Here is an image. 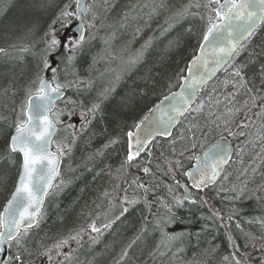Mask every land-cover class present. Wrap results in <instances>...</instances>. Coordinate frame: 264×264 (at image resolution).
<instances>
[{"label":"trees","instance_id":"obj_1","mask_svg":"<svg viewBox=\"0 0 264 264\" xmlns=\"http://www.w3.org/2000/svg\"><path fill=\"white\" fill-rule=\"evenodd\" d=\"M67 1L0 0V48L6 49L8 53L7 55L0 53V110L3 111V117H7V114L9 115L12 109H15L12 103L22 93L25 86L30 82V79H34L35 72H33L34 70L32 68L34 63L36 67V63L38 61L40 62L41 41L45 39L51 20L58 14L61 5ZM190 2L196 3L197 0H137V5H142L141 12L143 15L137 10L136 14L138 12L139 14L136 19L131 20L128 18L117 21L119 10L112 23H108L107 27L104 26L106 32H101L100 41L104 42L107 40L108 43L107 45L102 44L97 52L95 50L92 51L96 58L91 57V51L85 52L83 49L81 54L74 59V64L72 65L74 75L85 77V80L83 81L74 77L75 83L77 82V84L73 86L74 88L72 90H70L71 88L65 89L66 97L71 96L73 99L86 104L84 96L90 91L91 82L93 81V75L91 72H88L89 69H102L107 63L111 64L116 62L119 57H121L125 64H130V61L127 60L129 53L127 55L125 54L132 47V51L129 52H133L136 45L139 46L138 44L142 42L146 43L150 41L147 48H141L142 55L138 59L139 62L137 64H131L135 66L132 74L125 77L120 73L111 74V80L121 82L124 79L122 88L128 87L129 94L121 97L125 105L120 109L108 105L109 111H106L105 108L107 104L102 105V112L96 115L97 118L92 120L91 124L86 127L87 130L76 140L77 143L74 145L72 156L68 161V164L71 165V171L68 173V176L79 181L80 187L78 190L74 187L66 192L60 198L58 204L55 203L51 208L47 207L46 218L48 220L44 222L43 218H41L37 225L39 229L36 235H34L35 237H32L31 241H27L25 245L26 247L28 246L27 248L31 252L34 243L40 244L52 236L64 234L68 230L79 228L90 214L103 203L105 192L109 193L115 189L118 192L117 197H121L125 194L123 189L127 188L136 177H144L146 186L158 185L154 192L149 193L148 196H153L154 198L159 197L160 200L166 198L168 186L172 184V181L165 175V167L168 164L165 158L169 160L168 153L169 151L172 152V147L169 150L165 149V141L154 143L151 149L152 156L149 157L146 154L143 158V160H150L148 166L152 169L153 174L146 176L142 172L141 167H129L123 176L117 178L116 170L126 158L124 134L139 117L138 115L131 120L125 118L131 106L139 108L143 104L144 111L163 94L174 88L183 73L182 70H184L187 62L195 53L201 40L203 30L207 25L201 23L202 12H198V9L191 8L190 12H198V16H186L183 19H179L178 22L175 18V13L180 11L179 9H183ZM199 3L203 7V3H207V0H199ZM261 27L244 44L239 55L234 58V63H245L250 57H256L258 61H264V56L259 55L262 47H264V25ZM188 29H191V32ZM25 46L30 51L25 52V55L21 54L22 58L13 53ZM111 53L113 54V58H110ZM252 71L253 69L251 67L246 69L249 76L252 75ZM32 74L33 76L31 78L30 76ZM116 76L120 77L116 79ZM169 84L172 85L171 88H169ZM106 87L111 89L110 85ZM5 88L8 89L6 94L4 92ZM230 89H225L223 95ZM141 90H146L147 95L142 97L140 95ZM208 91L206 90L202 94L204 99L207 97L206 93ZM240 99L242 101L244 97L241 96ZM259 110V108L252 109L251 118L256 117L255 113ZM13 116L15 115L12 111L7 124H10ZM239 119L244 120L243 115ZM259 121L260 123L256 121L251 127L264 123L261 119ZM244 122L248 123L249 120H244ZM201 123H203V120H201ZM186 124L187 122L185 121L184 125L179 126V133H182ZM0 129V148L2 144L5 146L7 159L14 161V170L16 171L18 159L15 154L9 156L7 153L6 139L2 135L4 129L3 127L1 128V125ZM247 129L250 130V128L243 130L246 132ZM9 130L11 131L12 127ZM216 134L214 133V135ZM116 136L120 137V143L109 148L103 147L110 138ZM230 138L234 142L239 143L241 139L245 141L246 137ZM207 141L205 138H201L199 140V146L195 150H190V152L195 153L200 151ZM176 148L179 150L181 144ZM99 149H103V154L93 155ZM162 153L163 155H161ZM257 161H261L260 175L258 177L257 175L252 176L249 170L248 175L246 172L240 177V179L247 181L248 189L250 190L256 189L258 185L264 184V161L259 158L255 162ZM158 164L160 165L159 169H157ZM249 175L253 179H248L251 178ZM14 177L11 170H8L5 176L0 175V202L9 188H11ZM237 184L238 179L235 177L233 185ZM116 185L120 187L115 188ZM230 189L228 188L229 193L227 197L219 198V204L216 201L218 212L226 223L215 218L203 219L202 217L211 215L210 210L213 211V209L206 206L201 207L199 205L186 204L184 208L175 210L180 220L171 224L169 229L187 233L185 237L189 239L190 245L195 246L198 244L200 247L198 252L196 251L195 254L189 255V257L187 256L189 260L184 259L185 254L183 253H177L171 259L161 256L162 264H170V260L171 262L176 260L177 263L175 264H225L222 257L229 255L227 240V235L229 234L238 245L239 252L251 253L254 258L252 263L259 264V257L256 254L261 256V252L258 248L253 247L246 234L251 233L253 236L264 235V229L261 228L259 223L250 222L255 218L264 217V199L258 200L256 198L257 196L264 197V192L257 191L253 194L252 191H247L240 199H235L236 194L230 191ZM207 192L210 191L207 190ZM160 200H152L150 208L145 206L143 200H140L118 224L116 229L121 236L118 239L120 247L117 253H120L124 247L132 243V247L128 251V260L122 264H150L156 256L162 254L160 250H156L153 244L159 230L155 229L151 223H148L146 230L141 232V227L146 218L145 207L149 208V217L147 219H155L156 215H153L158 211L157 207L160 205ZM233 212H235V215L229 221L227 217ZM132 220L135 221L133 224V234L128 236V239H123L126 235L123 230V225L126 221ZM236 224H240L241 227L238 229ZM66 227L68 228L67 230ZM175 231L172 232L175 233ZM133 241L135 242L133 243ZM259 243L260 241L256 242L257 246ZM177 245L181 248L179 243ZM213 247L216 249L215 252L205 251ZM16 264L19 263L16 262ZM92 264H97V262L95 263L94 259H92Z\"/></svg>","mask_w":264,"mask_h":264},{"label":"snow or ice","instance_id":"obj_2","mask_svg":"<svg viewBox=\"0 0 264 264\" xmlns=\"http://www.w3.org/2000/svg\"><path fill=\"white\" fill-rule=\"evenodd\" d=\"M215 5V7H213ZM75 15L77 19L83 21L85 16L92 11V6L85 4L84 0H75ZM70 5L65 4L64 10L60 13L61 17L67 18L73 15L68 11ZM200 8L199 0L196 3H189L184 6L181 11L175 13L176 21L186 16H195L198 13L190 12L191 8ZM204 8L209 10L207 17V27L203 30L202 40L199 43L198 54L193 56L192 61L188 65V77L181 76L183 81L180 85L179 92H172L165 96L163 100L149 109V114L134 125L138 130L136 133L129 131L127 133V155L121 162L120 167L116 170L117 178L123 176L129 167H140L138 158L142 153L152 156L149 145L157 136L168 138L171 137L170 145L173 155L183 156L185 152L195 150L199 146V140L206 138L211 132H217L220 136L208 150L202 155L192 157L196 163L192 168L183 173L191 181L192 188L203 190L209 185L217 183V179L222 177L227 181L230 174L226 171V166L232 160L235 152L237 156L242 155V147L233 149L231 141L228 137H246L244 144H252L254 147L259 143L261 151L253 157V160L259 158L264 161V123H261L253 134L245 132L243 129L251 128L255 121L251 120L252 109L259 108L255 113L256 117L264 121V61H258L256 57H250L249 60L242 64L234 63V58L239 55L240 50L244 47V41L252 37L257 28L264 25V0H207L203 4ZM203 19V16L201 17ZM55 23V21L53 22ZM91 27V25H89ZM84 25H80L79 39L73 41L69 38L72 49L78 47L84 40ZM167 31V29H165ZM191 32V29H188ZM47 35V34H46ZM61 41L53 37L47 42V47L43 50L41 56L42 69L50 70L52 78L49 80L44 75H39L32 79L29 85L24 89V99L21 104V111L24 119H19V115L14 122V131L6 144V150L9 156L18 153L22 156V164L20 166L19 180L15 191L11 194V198L7 201L2 212H0V252H3L4 246L11 249L15 245L17 254L7 256L0 259V264H38L37 261L25 259L32 256L30 249L25 247L24 238L28 235V230L36 224L37 217L41 213L44 199L49 195V190L53 187V179L60 174L61 157L71 152V145H74L77 138V131L73 124L65 125L66 128L73 129L71 136V145L68 143L57 142L54 137L60 131L58 125L62 124L61 117L67 113L69 118L74 114V108H68V104H74L72 100L65 102L64 109H57V101L64 96V89L74 86L72 82L61 83L57 77V68L54 67L49 59L50 54L54 53ZM150 41L146 42L142 49L149 46ZM65 48L68 45H64ZM211 49V52L208 49ZM20 52H29L30 49L25 46L19 49ZM0 53L7 55L4 48H0ZM35 55V53H33ZM142 55V51L138 53V57ZM260 56H264V47H262ZM137 57V58H138ZM74 57L69 56V63ZM131 63H135L133 60ZM253 69L252 75L249 76L246 69ZM223 70L227 72V78L222 82L223 87H231V91L223 95V99L219 96H213L219 84L213 85L211 90L206 93L207 100L201 93L207 89L208 82L216 76L217 71ZM183 71V70H182ZM258 81V83H257ZM172 85L169 84V88ZM108 91L101 93V102L93 103L87 112L81 111V128L83 132L85 128L91 124V119H86L89 114L94 119L98 113L102 112V102L108 99ZM5 94L8 89H4ZM140 95L146 96V90H141ZM244 97L241 101L240 97ZM167 103L168 108L164 109L163 104ZM160 113V115H157ZM243 115L245 123L239 117ZM7 119V117H0ZM203 120V123H201ZM182 133L179 136H173V128L177 124L184 125ZM207 129V130H205ZM237 129V130H234ZM254 137V138H252ZM179 141L181 149L176 148V142ZM120 143V137L110 138L103 146L109 148ZM55 145V151L52 150ZM67 149V151H65ZM103 149L97 150L93 155H102ZM163 155V153L161 154ZM91 159V157H89ZM169 164V168L165 175L173 173L182 167L181 160H175L173 163L165 158ZM146 163H150V160ZM160 165H157V169ZM142 172L147 176L152 173L149 166L141 167ZM256 169L252 168V172ZM248 172L245 168L241 175ZM63 183V181H62ZM134 185V195H127L128 189L123 191L125 195L119 202H110L104 213L97 217L101 227L108 229L112 225L125 216L131 208H133L142 199L146 207L151 206V201L147 199L149 193L154 192L158 185L146 186L140 181V177L133 179L129 187ZM116 185L115 188H119ZM176 187H185L183 196L176 194V189L168 186V194L170 200H160V205L166 209L164 216H156L154 220V228L160 231V244L169 247L173 241L179 240L187 233L175 232L169 233L165 228L180 220L175 210L182 209L187 205H199L201 207L207 203L204 197L198 199L193 198V194L187 190L186 186L176 182ZM235 193V199H240L247 191L255 194L257 191L264 192V184L258 185L256 189H248L247 181L241 183L238 187L233 185L230 189ZM142 194V195H141ZM105 197H109L110 193L105 192ZM258 200L264 197L257 196ZM159 200V197H155ZM211 215L202 217L203 219H212L223 221V217L218 211L210 210ZM235 212L228 215L227 219L231 221ZM252 223H259L264 229V217L255 218ZM147 217L141 227V232L146 230ZM205 227H207L205 225ZM239 229L240 224H236ZM92 232L99 233L100 228L94 221L89 225ZM248 240L254 248H258L261 252L259 264H264V235L253 236L247 233ZM70 239L75 240L76 236ZM139 239V237H137ZM230 248L233 249L230 255L222 257L225 264H252L254 259L251 253H243L240 256L239 247L235 243L233 237L227 235ZM260 241L257 246L256 242ZM95 242V241H94ZM135 241H133L134 243ZM68 240H61L53 247L59 249ZM128 248L124 249L120 260L116 264L128 257ZM247 247V245H245ZM183 251V249H178ZM206 252H215L213 247ZM51 249L40 253L46 255L51 260Z\"/></svg>","mask_w":264,"mask_h":264},{"label":"rangeland","instance_id":"obj_3","mask_svg":"<svg viewBox=\"0 0 264 264\" xmlns=\"http://www.w3.org/2000/svg\"><path fill=\"white\" fill-rule=\"evenodd\" d=\"M116 1L117 0H88L87 1V4L92 6V11L87 14L86 19L84 21V27H85L84 40L74 50L71 47L70 41L69 40L66 41L65 45H68V47L66 48L67 50H66L65 57H64L65 58L64 59V62H65L64 63V68H65V70L62 71V72L57 71V74H56L57 77H58L59 82H61V83L72 82L73 85H76L77 82L75 83V80H74L75 78L74 77L79 78L80 80H83V81L85 80V77H81L80 75L76 76V75H71L70 74V72L73 73V71H70V70L72 68V64H73L74 58H73L72 62L69 63L68 57L69 56L75 57L76 53L78 51H81V50L83 51V49H84L85 52H88V51L92 52L93 50H95V52H97L100 49V46L102 44L103 45H107V43H108L107 40H105L104 42L100 41L101 32L102 31L100 32V34L96 35V32H97L96 26H97L98 23H100L102 20H103V22H101V23H103V24H105L106 22L113 21L115 19V17L117 16V12L119 11V9H121V11L118 13L117 21H120V20H123V19H128V18H130L131 20H134V19L137 18V15L139 14V12H140L141 15H143V13L141 12L142 5H137V0H119V2L117 3V7L114 10V12L112 11L108 15L109 11L111 10V7L114 6ZM65 4L70 5L68 11L72 12L73 14L75 13V7H76L75 6V0H68L67 2H64L61 5V7L59 8L60 10L58 12L59 15L57 17V20L55 21L54 25L50 24V26H49V28L47 30L46 39L48 41H50L53 37H55V39L58 40V35H59L60 31H61L60 30L61 29V24H62V21L64 20V19H62L60 13L64 10V5ZM203 4H205V3H203ZM194 8L195 7H193V9ZM137 10L139 11L138 14H136ZM181 10L182 9H180V11ZM89 25H91V27H89ZM104 31L106 32V28L103 29V32ZM92 35H94L93 38H92ZM138 45L139 46H137V45L135 46V49H134L133 52H129V51H132V49H133V47H132L125 54V55H127L129 53L128 54L129 56H128L127 60L130 61V64H125L124 61L121 59V57H119V59H117L116 62L111 63V64L107 63V65L104 68H102V69L97 68L96 70L95 69L91 70V73L93 75V81L91 82L90 91L88 93H86L85 96H84V99H85L86 103H90V101H92L93 98H95V99L96 98H100L101 99L100 94L104 93L105 90H109L108 91V99L103 100V104H102V105L107 104V105H105L106 111L110 110L108 105L115 106L118 109L123 108V106L125 104L122 102L123 99H121V97L122 96H127L129 94L128 87H125L124 89L122 88V84L124 82V79H122L121 82H119L118 80L117 81L116 80H114V81L111 80V77H112L111 74H115V73L119 74L120 73L124 77L129 75V74H132L133 70H135V66H133L131 64H137L139 62L138 59L140 58V56L138 57V53L141 51V48H142V46L145 45V43L142 42V43H140ZM58 46H57V48H58ZM57 48H56V50H57ZM13 53L16 56L22 58L21 54H23V53H21L19 51H14ZM91 57L92 58H96L94 52H92ZM110 58H113V54L112 53L110 55ZM133 60H135V63H131ZM52 75L53 74H51V77H52ZM227 75H228L227 72H224L222 74L221 78L219 79V81L214 84V85L219 84L220 87L217 88L216 92L212 93L213 96H219L221 99H223L222 94L224 93L225 89L231 88L230 86L229 87H223V84H222V82L227 78ZM119 77L120 76H116L115 78L118 79ZM30 81H31V79H30ZM29 83H28V85H29ZM108 85L111 86V89H108L106 87ZM27 86H25V88ZM68 88H71L70 90H72V88H74V87L72 86V87H68ZM229 91H231V89ZM23 93H24V90L22 91L21 94H19L17 96L16 101L12 103V106L14 105V108H16V106L20 102L19 103L20 104L19 116L22 114L21 103H22V101L24 99ZM69 99L74 101L75 103L74 104H68V108H74L75 112L70 118L67 115V113H65V115H63L61 117V120H62L63 123L60 124L61 129L58 132L57 136L55 137V140L57 142H60V143H68V144L71 145V140H72L71 133H72L73 129L66 128L65 125L73 124L75 126V130L77 132H79V129H80L79 126H81L80 113H81V111L87 112V109L91 105L86 104L87 106H85V104H83L79 100L73 99V97H71V96H69V97L67 96L65 99H63L62 101H60L58 103L57 109H64L65 108V102L67 100H69ZM205 100H207V98ZM102 105H101V107H102ZM143 108H144L143 104L139 108L136 107V106H131L130 110L128 111V115H126L125 118L128 119V120L134 119L136 116L140 115V113L143 111ZM12 111L14 112V109H12ZM12 111L9 113V115L7 114V119H6L7 121H9V118L11 117ZM89 117H91V115H89L87 117V119ZM252 118H254V117H252ZM13 119H14V116H13ZM13 122H14V120H13ZM258 123H260V121ZM6 127L9 130L10 127L8 128V125H6ZM258 127L259 126L251 127L250 130L247 129V132H251V133L254 134ZM3 129H4V131H3V133L1 131V133L3 135V138L6 139L7 134H8V132L10 130L7 132L6 128H3ZM218 137H220L219 134H218ZM252 138H254V137H252ZM240 147H242V155L241 156H237L235 154V157L233 158V160L229 163V165L226 168L227 173L230 174L229 177H231V179H232L231 182L235 180V177L238 179V184H237L238 187L241 185L242 182L245 181L244 179H240L241 172L243 171V169L247 168L252 173V176L253 175H257V177H258L260 175V163H261V161L255 162L258 158L256 160H253V157L256 156V154L254 155L248 149L247 144H241ZM250 148H251V146H250ZM255 148L257 149V153H259L261 151L258 142H257ZM65 151H67V149H65ZM248 153H250V154H248ZM3 154H5V146L2 144V146L0 148V159H1V156ZM69 154L70 153H68L67 155H64V157L68 156ZM188 158H189L188 154H184L183 156H179L177 154V155L174 156V158H172L170 160H174L175 161V160L179 159V160H181V162H183L184 160H186ZM14 167L15 166L12 163V159H4V162L1 163L0 175H4L5 176L6 173L8 172V170H11L12 174H13V177H14V175H15L14 174L15 173ZM252 168H255L256 171L252 172ZM70 171H71V165L68 164L67 168H66V174H64V176L62 175L61 179L56 184V186H55L54 190L52 191L51 195L56 194V193H60L61 191L64 190V188H65V179H66V176L69 175L68 173ZM175 171L173 173H175ZM246 174L248 175V172ZM252 176H250L251 178H248V179H253ZM62 181H63V183H62ZM221 181H223L222 177L220 178L219 183ZM134 187L135 186H132V187L128 188L127 195L134 194V192H133ZM221 187L222 186L217 187L215 189V191H219ZM109 193H110L109 197H105L104 196L103 200H104L105 203H107V200L108 201H110L112 199L113 200L114 199L120 200L125 195L124 194L123 196H121L118 199L117 196H116L117 192H116L115 189H114V191H111ZM176 194L179 195V193L177 191H176ZM201 196L202 197H204V196L206 197L205 194L201 195ZM168 200H170V197H169ZM205 200L207 201V198H205ZM164 215H165V211H160L159 216H164ZM134 223H135L134 220L126 221L124 223L123 230H124L126 235L124 236L123 239H128V236H131L133 234V231H134L133 224ZM223 223H226V221H223ZM86 224H89V218L86 219L82 223V225H86ZM170 226L171 225H169L167 228H169ZM112 229H113V226L111 228L104 229V230L100 231L99 233L92 232V231L90 233L87 232V234L89 236V239H90L88 249L87 250H82V251L76 253V257H78V260L76 261V264H83L86 260H89L91 262L92 259H94V262L95 263L97 262V264H105V262H108V261L111 260L112 255H114L113 259L115 258L114 260L112 259V264H116V262L120 260V256L122 254L121 252H123V250L126 249L127 246L124 247V249L121 250L120 253H117V251H118V249L120 247L118 239L121 236L118 230L114 231L107 238H102L105 234H107ZM165 231H167L166 228H165ZM70 235H71V233L68 234V238L71 237ZM157 237L159 238L158 240H159V244H160V239H161L160 231L158 232ZM101 238H102V240H100V243H99L98 241ZM96 242H98V243L95 244ZM174 242L175 241H173L170 244L169 247H164L162 245H161L162 247H157V245H156V250H160L162 252V255L156 256L152 260L153 262H151L150 264H162V257L161 256L171 259V257L173 255L177 254L178 249H181V248L183 249L182 253L185 254L184 255V259H186V260H189V258H187V256L189 257V255L195 254L196 251L197 252L199 251L200 245L199 246H198V244L195 245V246L190 245L189 239L187 237H185V236L182 237L181 239H179V241H178V243L181 245V248L177 247V246L175 247L176 243L172 246V244ZM72 244L74 246L75 245H79L80 246L81 245V241L75 240V242H73ZM153 244H155V240H154ZM228 245H229V243H228ZM53 246H46V247L41 248L40 251H34L32 253L31 257H28L27 254H25V258L26 259L35 260V261L38 262L37 258L42 256L43 260H42V262L40 264H53V263L57 264V261H58L59 257L60 258L62 256L66 257L72 251V247L70 249L61 248V247L59 249H57V248H55ZM146 247H148V246H146ZM196 248H197V250H196ZM48 249H51V252H50L51 260H49L48 256H46V255H39L40 253H43V252L47 251ZM65 250H67V251H65ZM228 251H229V249H228ZM150 253L153 254L152 252H150ZM16 254H17V249H16L15 245H13V247L11 248V255L10 256H14ZM241 254H243V253H240V255ZM73 258H75V257H73ZM174 261L175 260H173V262H171V260H170V264H175Z\"/></svg>","mask_w":264,"mask_h":264},{"label":"bare ground","instance_id":"obj_4","mask_svg":"<svg viewBox=\"0 0 264 264\" xmlns=\"http://www.w3.org/2000/svg\"><path fill=\"white\" fill-rule=\"evenodd\" d=\"M119 2V0H117L116 2H115V4H114V6H112L111 7V10L109 11V13H108V15L113 11V9L115 10L116 9V7H117V3ZM179 8V7H178ZM196 9H198V12L200 11V12H202V14H203V19H201V23H205V24H207V17H208V14H209V10H207V9H205V8H203L202 6L200 7V8H196ZM120 11H121V9H119ZM180 10V9H179ZM119 11V12H120ZM118 12V13H119ZM178 12V11H177ZM197 12V13H198ZM58 15L59 14H57L52 20H51V24L52 25H54V21H56L57 20V17H58ZM87 16V15H86ZM86 16H85V18H84V20L82 21V23H83V25H84V21H85V19H86ZM196 16H198V15H195V16H193V17H196ZM62 19H64L63 21H62V24H61V31H60V33H59V35H58V40L59 41H61V44L58 46V48H57V50H55V52L54 53H52V54H50V56H49V59H50V61H51V63H52V65L54 66V67H56L57 68V71H60V72H62V71H64L65 70V68H64V57H65V53H66V48L64 47V45L66 44V41L67 40H69V38L71 37V39L72 40H74V41H76V39L78 38V32L77 31H75V30H73V31H68L67 29L69 28V27H71V26H73L76 22H77V20H76V15H75V13L71 16V17H67V18H64V17H62ZM61 19V20H62ZM101 22H103V20L101 21ZM98 23L97 24V26H96V29H97V32H96V35H98L101 31H103V29H105V27L104 26H106L107 27V24L108 23H110V22H107V23H105V24H103V23ZM111 23H112V21H111ZM206 27H207V25H206ZM205 27V28H206ZM204 28V29H205ZM260 29L262 28V27H259ZM258 28V29H259ZM257 29V30H258ZM259 29V30H260ZM258 30V31H259ZM64 33V34H63ZM83 34H85V27L83 28ZM94 37V35H92V38ZM97 37V36H96ZM201 40H202V37H201ZM201 40H200V42H201ZM47 42H48V40L46 39V36H45V39L44 40H42L41 41V52H40V62L38 61L37 63H36V67H35V63L33 64V72H35L34 73V78L37 76V74H39V75H49V74H52V72L50 71V70H44V71H41V69H42V62H41V56H42V53H43V50L47 47ZM199 42V43H200ZM198 47H199V44H198V46H197V48H196V50H195V53L192 55V57L189 59V61L187 62V64H186V66H185V68H184V70H183V73H182V75L181 76H185V72H186V69H187V65H188V63L190 62V60H192L193 59V56L194 55H196V52H197V50H198ZM18 51H19V49H18ZM20 52V51H19ZM81 52H82V50L81 51H78L77 53H76V55H75V57H74V59L76 58V56L78 57V55H80L81 54ZM21 53H23V52H21ZM23 55H25V52L23 53ZM24 57V56H23ZM39 60V59H38ZM74 64V63H73ZM72 64V65H73ZM91 70H92V68L91 69H89L88 70V72H91ZM70 71H72V68H71V70ZM70 74L71 75H74L72 72H70ZM33 76V74L31 75V77ZM180 76V77H181ZM221 77H219V76H216V77H214L212 80H210L209 82H208V87H207V89H205L202 93H201V95L206 91V90H211V88H212V86L215 84V83H217L218 81H219V79H220ZM180 81H181V79L179 78L178 79V82H177V85L174 87V88H172L171 90H169L168 92H166L165 94H163L155 103H153L152 105H150V106H148V108L147 109H145L140 115H139V117L135 120V122L131 125V127L129 128V129H127L126 130V132H125V134H124V144H125V156L127 155V142H128V140H127V133L129 132V131H132L133 132V130L135 129V127H134V125L136 124V123H139L142 119H143V117L145 116V115H147L148 113H149V109L150 108H152L155 104H157L162 98H164L165 96H167V95H169L170 93H172V92H174V91H176L177 90V88L179 87V84H180ZM208 91V92H209ZM227 91V90H226ZM23 95H24V93H23ZM23 97V96H22ZM222 97H223V94H222ZM207 98V97H206ZM205 98V99H206ZM23 99V98H22ZM21 99V100H22ZM95 98H93L92 99V101H90V103H86V104H89V105H92L93 103H98V102H101V99L100 98H96L95 100H94ZM20 103V102H19ZM18 103V105L16 106V108L14 109V119L12 118L11 120H10V124H7V120H5V119H0V125H1V127H3V128H6V124L8 125V128H9V125H13V123L16 121V119H17V117H18V115H19V109H20V104ZM22 104V103H21ZM85 104V106H87ZM102 104H103V102H102ZM3 111H1L0 110V117H3ZM90 115V114H89ZM88 115V116H89ZM88 116H86V119H87V117ZM95 118H97L96 116H95ZM19 119H24V116H23V114H21L20 116H19ZM88 119H91V121L93 120V118L92 117H89ZM13 120H14V122H13ZM251 120L252 121H257V122H259V119H257V117H254V118H251ZM248 123H250V121L248 122ZM181 124H177L174 128H173V136H179L181 133H179L178 132V129H179V126H180ZM258 126H260V124L258 125ZM58 128L59 129H61V126L60 125H58ZM79 128H81V126H79ZM6 130H7V132L9 131L7 128H6ZM80 130V129H79ZM87 129L85 128V130L84 131H86ZM13 131H14V126L12 127V130L11 131H9L8 132V134H7V137H6V144H7V142H8V140L10 139V136H11V134L13 133ZM84 131L83 132H77L78 133V135H77V138H76V140L79 138V136L80 135H82L83 133H84ZM11 132V133H10ZM59 132V131H58ZM58 132H57V134H58ZM214 133H217V132H211L205 139H206V141L208 140V138H210V140H208L207 142H206V144L202 147V149L200 150V151H198V152H195V153H191L190 151H188V152H185L184 154H188L189 155V158L188 159H186V160H184L183 162H182V167L180 168V169H177L176 171H175V173H169L168 175H166L167 177H169L170 179H171V181H172V184L171 185H169V186H172V187H174L175 189H176V191L179 193V195L180 196H183V189H182V187H176V182L177 181H179V184H181L182 182H185L186 184H188V182L187 181H183V179L184 178H186V176H184L183 175V173L184 172H186V171H188V170H190L191 168H192V165H193V163H194V160L195 159H192V157H195V156H198V155H201L207 148H209L212 144H214V142L216 141V140H219L220 139V137H218V134H216V135H214ZM246 133H247V130H246ZM57 134H56V136H57ZM214 135V136H213ZM55 136V137H56ZM55 137H54V139H55ZM172 138L171 137H168V138H162V137H156L155 138V140H153V142L148 146L149 147V149L151 150L152 149V146L154 145V143H158V142H161V141H165V144H164V148L165 149H167V150H169V148L171 147V145H170V140H171ZM228 139L231 141V146L233 147V149H235L236 147H240V145L241 144H244V140H242L241 139V141L238 143H236V142H234L230 137H228ZM246 139V138H245ZM76 143H77V141L75 142V144L74 145H76ZM74 145H71V148H72V150H71V152H70V154L68 155V156H66V157H61V160H60V174L56 177V179H55V181H54V183H53V187L49 190V195L48 196H46L45 197V199H44V203H43V205H42V210H41V213H40V215L42 216V218H43V221L45 222V220H48L47 218H46V213H47V209L50 207H52L55 203H57L58 204V202H59V200H60V198L66 193V192H68L69 190H71V189H73L74 187H76V189L78 190L79 189V187H80V182L79 181H77V180H75V179H73L72 177H70V176H66V179H65V188H64V190L63 191H61L60 193H56V194H53V195H51V193H52V191L54 190V188H55V186H56V184L58 183V181L61 179V177H62V175L64 176V174H66V168H67V165H68V161L70 160V157L72 156V153H73V147H74ZM180 144H179V141H177L176 142V147H178ZM250 146H251V148H250ZM247 147H248V149L255 155V154H257V149L252 145V144H247ZM252 149V150H251ZM52 150L53 151H55V146L53 145V147H52ZM179 150H182L181 148L179 149ZM15 155H16V158L18 159V163H17V166H16V173H15V177H14V180H13V183H12V186H11V188H9V190H8V192L5 194V196H4V198L2 199V201L0 202V212L2 211V209H3V207H4V205H5V203H6V201L8 200V198L11 196V194H12V192H13V190H14V188H15V185H16V183H17V180H18V176H19V172H20V166H21V156H20V154H18V153H14ZM147 153H142L141 154V156L138 158V161H139V165H140V167H142V166H148V163H146L147 161H148V159H146V160H143V158H144V156L146 155ZM168 158H169V160L170 159H172V158H174V156L175 155H173V153L171 152V151H169V153H168ZM235 157V152L233 153V155H232V160H233V158ZM4 159H7V155L6 154H3L2 156H1V159H0V164L2 163V162H4ZM231 160V161H232ZM170 161H172L173 163H175V161L174 160H170ZM230 161V162H231ZM229 162V163H230ZM12 163H14V161L12 160ZM227 167V166H226ZM168 168H169V164H167L166 165V167H165V169H166V172H167V170H168ZM231 177H229V179L227 180V181H225V180H223V181H221L220 183L218 182V183H216V184H213V185H209L207 188H204L203 190H197V189H194V188H192L191 186H189V185H187V187H188V189H189V191L193 194V198H195V199H197V198H199L201 195H206V197L205 198H207V203L206 204H204V206H206V207H208V208H211V209H213V211H218V209H217V207H216V201H217V203L219 204V202H218V200H219V198L221 199V198H223V197H227V194L229 193V190H228V188L230 189V187L232 188V186H233V181L231 182ZM140 181L141 182H144V184L146 185V182H145V179H144V177H140ZM129 185V184H128ZM219 186H222L221 188H220V190L219 191H215V189L217 188V187H219ZM129 188V186L127 187V189ZM207 190H209L210 192H207ZM117 192V191H116ZM124 192V191H123ZM118 193V192H117ZM116 193V194H117ZM132 195H134V194H130L129 196H132ZM142 195V194H141ZM117 196V195H116ZM118 199L120 198V197H117ZM246 198V197H245ZM112 199V198H111ZM147 199H149L150 201H155V198L153 197V196H147ZM165 199H169V194H168V191H167V196H166V198ZM164 199V200H165ZM142 200V199H141ZM160 200V199H159ZM158 201V200H157ZM110 202H119V200H116V199H112V200H110V201H108L107 200V203H105L104 201H103V203L99 206V207H97L95 210H94V212H92V214L88 217L89 218V224H86V225H82L81 224V226L79 227V228H76V229H73V230H68L67 231V233H64V234H60V235H57V236H52L50 239H48L47 241H43V242H41L40 244H38V243H34L33 244V248H32V252L33 251H38V250H40L41 248H43V247H46V246H53V245H55V244H57L59 241H61V240H68V243H66V244H64L61 248H66V249H70L71 247H72V251H71V253L69 254V255H67L66 257L65 256H62L61 258L59 257V259H58V261H57V264H76V261L78 260V257H76V253H78V252H80V251H82V250H87L88 249V246H89V241H90V239H89V236H88V234H87V232L88 233H90L91 232V229L89 228V225L90 224H92L94 221L97 223V217H99V215L100 214H102L104 211H105V209L108 207V205H109V203ZM152 203V202H151ZM48 207V208H47ZM151 207V206H150ZM149 207V208H150ZM134 208V207H133ZM133 208H131V210L133 209ZM149 208H146L145 207V216L146 217H149L148 216V214H149V212H148V209ZM130 210V211H131ZM157 213H155L153 216H159V213H160V211H165L166 212V209H164L163 207H161V205H158V207H157ZM129 211V212H130ZM128 212V213H129ZM127 213V214H128ZM211 213V212H210ZM126 214V215H127ZM125 215V216H126ZM125 216H123V217H121L120 218V220H118V221H116L112 226H113V229L112 230H110L107 234H105L102 238H107L110 234H112L114 231H116L117 229V226H118V224L124 219V217ZM155 216V217H156ZM87 218V219H88ZM147 220H149V218L147 219ZM154 218H152V219H150L149 221H148V223H151L152 224V226L154 227ZM38 223H39V221L37 220L36 221V225H34L33 227H31L29 230H28V235L24 238V244L26 245V243H27V241H31V238L32 237H35L34 235H36V232L38 231V229H39V226H37L38 225ZM147 223V224H148ZM98 227V226H97ZM98 228H100V231H102V230H104L105 228H103V227H98ZM147 228V227H146ZM68 228L66 227V230H67ZM166 230H167V232H169V233H174V232H172V231H175V229H167V227H166ZM176 232V231H175ZM69 233H71V235L70 236H76V239L75 240H79V241H81V245L79 246V245H73L72 243L73 242H75V240H73V239H70V238H68V234ZM102 238L101 239H99V243H100V240H102ZM157 239V240H156ZM159 238L158 237H156L155 238V244H154V246L156 247V245H158L159 244V240H158ZM178 241L179 240H177V241H175L173 244H172V246L175 244V247L177 246L178 247ZM98 242H96L95 244H97ZM157 243V244H156ZM132 244V243H131ZM28 245V244H27ZM38 245H40V246H38ZM91 246V245H90ZM26 247V246H25ZM28 247V246H27ZM160 247H162V246H160ZM75 248V249H74ZM127 248H128V246H127ZM74 249V250H73ZM130 249V248H129ZM129 249H128V251H129ZM182 249V248H181ZM228 249H229V255L232 253L231 251H233L232 250V248H230V246L228 245ZM65 251H67V250H65ZM177 253L178 254H181L182 253V251H177ZM246 253V252H245ZM117 254V253H116ZM11 255V249H8V256H10ZM160 255H162V254H160ZM237 255L238 256H240V252L239 253H237ZM259 258H260V256L258 255V254H256ZM73 257H75V258H73ZM113 257H114V255H112V257H111V260L110 261H108V262H105V264H112V259H113ZM258 258V259H259ZM26 259V258H25ZM38 259V264H40L42 261H40L39 260V257L37 258ZM115 259V258H114ZM113 259V260H114ZM126 260H128V257H126L125 258V260H123V261H121L120 262V264H122L124 261H126ZM175 263H177L176 262V260L174 261ZM17 263H19V262H17ZM53 264H55V263H53ZM83 264H92V261L90 262L89 260H86ZM252 264H255V262H253Z\"/></svg>","mask_w":264,"mask_h":264},{"label":"water","instance_id":"obj_5","mask_svg":"<svg viewBox=\"0 0 264 264\" xmlns=\"http://www.w3.org/2000/svg\"><path fill=\"white\" fill-rule=\"evenodd\" d=\"M84 3L86 4V0H84ZM76 20H77V22H76L73 26L69 27L67 30H68V31H73V30L77 31V32H78V38H77L76 40H78V39H79V36H80V32H81L80 25H81L82 21L79 20V19H77V17H76ZM258 28H259V27H258ZM258 28H257V29H258ZM63 34H64V33H63ZM246 41H247V40H246ZM246 41H244V43H245ZM198 49H199V47H198ZM208 51L211 52V49L209 48ZM197 54H198V50H197V52H196V55H197ZM191 61H192V60H190V62H191ZM190 62H189V63H190ZM189 63H188V65H189ZM188 65H187V69H186V72H185V76H184V77H188V75H189V73H188ZM221 71H222V70L217 71L216 76H217ZM45 76L50 80L49 75H45ZM216 76H215V77H216ZM213 78H214V77H213ZM213 78H212V79H213ZM212 79H211V80H212ZM182 82H183V81L181 80V81H180V84H179V87H178L177 90L174 91V92H179V91H180V85H181ZM65 94H66V93H65V91H64V96H63L61 99H63V98L65 97ZM170 94H171V93H170ZM170 94H169V95H170ZM167 96H168V95H167ZM162 100H163V98H162L157 104H159ZM57 102H58V101H57ZM155 105H156V104H155ZM155 105H154V106H155ZM154 106H153V107H154ZM153 107H152V108H153ZM162 107H163L164 109H167V108H168V104L165 103V104H163ZM148 114H149V113H148ZM148 114H147V115H148ZM157 115H160V113H157ZM137 131H138V130L135 128V129L133 130V133H136ZM157 137H159V136H157ZM162 138H164V137H162ZM127 140H128V137H127ZM212 145H213V144H212ZM212 145H211V146H212ZM211 146H210L209 148H211ZM209 148H207L206 150H208ZM206 150H205V151H206ZM202 154H203V153H202ZM202 154H201V155H202ZM20 156H21V155H20ZM22 160H23V158H22V156H21V164H22ZM195 163H196V161L194 160L193 165H194ZM193 165H192V166H193ZM19 174H20V172H19ZM56 177H57V176H56ZM56 177L53 179V183H54ZM218 179H219V178H218ZM218 179H217V180H218ZM18 180H19V176H18ZM18 180H17V182H18ZM186 181L188 182V184H186L185 182H182L180 185H184V186H186L187 190L189 191L187 185L191 186V181H190V179H189L188 177H186ZM16 185H17V183H16ZM16 185H15V188H16ZM191 187H192V186H191ZM15 188H14L13 192L15 191ZM182 189H183V194H184V192H185V187H182ZM194 189H195V188H194ZM13 192H12V193H13ZM10 198H11V196L8 198V200H9ZM8 200H7V201H8ZM7 201H6V203H7ZM6 203H5V204H6ZM4 206H5V205H4ZM3 209H4V207H3ZM3 209H2V211H3ZM2 211H1V212H2ZM103 213H104V212H103ZM103 213H102V214H103ZM102 214H100L99 216H101ZM39 215H40V214H39ZM39 215H38V217H39ZM38 217H37V219H38ZM96 224H97L98 227H101V224H100V221H99V220H97V223H96ZM34 225H35V224H34ZM34 225H33V226H34ZM33 226H32V227H33ZM4 249H5V250H4L3 252H0V259H3V258H5V257L8 256V247H7L6 245L4 246Z\"/></svg>","mask_w":264,"mask_h":264}]
</instances>
